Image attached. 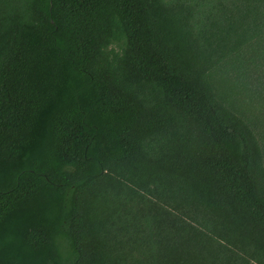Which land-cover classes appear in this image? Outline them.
Listing matches in <instances>:
<instances>
[{"label": "trees", "instance_id": "16d2710c", "mask_svg": "<svg viewBox=\"0 0 264 264\" xmlns=\"http://www.w3.org/2000/svg\"><path fill=\"white\" fill-rule=\"evenodd\" d=\"M264 0H0V264H264Z\"/></svg>", "mask_w": 264, "mask_h": 264}, {"label": "rangeland", "instance_id": "374dc122", "mask_svg": "<svg viewBox=\"0 0 264 264\" xmlns=\"http://www.w3.org/2000/svg\"><path fill=\"white\" fill-rule=\"evenodd\" d=\"M262 129L264 130V127ZM262 146H263V149H264V144H262Z\"/></svg>", "mask_w": 264, "mask_h": 264}]
</instances>
